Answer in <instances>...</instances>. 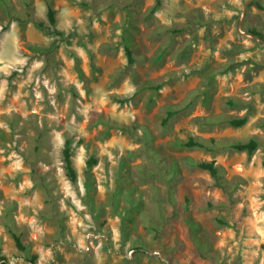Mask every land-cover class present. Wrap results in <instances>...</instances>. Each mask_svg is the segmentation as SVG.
<instances>
[{
  "label": "rangeland",
  "instance_id": "rangeland-1",
  "mask_svg": "<svg viewBox=\"0 0 264 264\" xmlns=\"http://www.w3.org/2000/svg\"><path fill=\"white\" fill-rule=\"evenodd\" d=\"M52 2L0 1V264H264V0Z\"/></svg>",
  "mask_w": 264,
  "mask_h": 264
},
{
  "label": "trees",
  "instance_id": "trees-1",
  "mask_svg": "<svg viewBox=\"0 0 264 264\" xmlns=\"http://www.w3.org/2000/svg\"><path fill=\"white\" fill-rule=\"evenodd\" d=\"M0 1L3 4V7L6 9L7 15L11 18V20L24 24L28 21H32L35 19L33 0H23L24 5H25L24 15L16 9L15 4L13 3L12 0H0ZM46 3L48 6L47 18H48L49 25L46 26L43 21H37V24L40 28L45 29L46 31H49V32L52 31V32L61 34L59 29L57 28V11L53 6V2L52 0H46ZM161 3H162L161 0H157L152 12L157 11ZM252 4H256V6H258L259 8H263V6L258 1H254ZM0 23L4 24L1 18H0ZM8 26H9L8 24L5 26L3 25V29L4 30L8 29ZM250 33L264 40V34L261 33L259 30L252 29L250 30ZM125 51L128 56L129 64H133L135 62V57L129 45H126ZM229 104L237 105L238 103L235 101H230ZM173 114L174 112H170L167 118L172 117ZM167 118L164 120V123H163L165 125L168 122ZM247 121H248L247 117L231 118L228 120V122L231 125L237 126V127L243 126L244 124H246ZM212 141H214V139H212ZM180 144L188 148L196 147V146L209 148V145L204 140L196 139L193 136L189 137L187 141H180ZM258 146H259V143L256 139H250L248 142H243V143L240 142V143L232 144L233 148L240 150V151H247L250 155H252L257 150ZM63 158H64L63 160L65 163V168H66V171H67V174L70 180L73 183H76L78 179V175H77V170H76L74 160H73L72 139L70 138L66 139L65 147L63 150ZM95 163H97V160L94 157L90 158L89 165H93ZM196 165L204 170L209 171L210 174L216 179L217 185L221 186L219 168L215 165L214 161H199L198 163H196ZM13 236L15 238L17 246L21 250H26L27 248L25 244L23 243L21 237L17 233H14ZM2 259H5V258L3 256H0V260ZM28 260L30 261L31 264H35L37 261V255L31 256Z\"/></svg>",
  "mask_w": 264,
  "mask_h": 264
},
{
  "label": "water",
  "instance_id": "water-1",
  "mask_svg": "<svg viewBox=\"0 0 264 264\" xmlns=\"http://www.w3.org/2000/svg\"><path fill=\"white\" fill-rule=\"evenodd\" d=\"M253 37H256L258 38L259 40H262L261 38H259L258 36L254 35V34H251Z\"/></svg>",
  "mask_w": 264,
  "mask_h": 264
}]
</instances>
